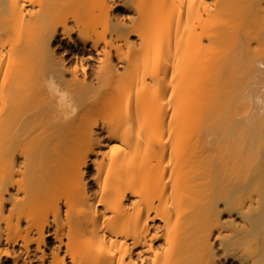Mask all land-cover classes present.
Listing matches in <instances>:
<instances>
[{"label":"bare ground","instance_id":"6f19581e","mask_svg":"<svg viewBox=\"0 0 264 264\" xmlns=\"http://www.w3.org/2000/svg\"><path fill=\"white\" fill-rule=\"evenodd\" d=\"M123 5L0 0V264H264V0Z\"/></svg>","mask_w":264,"mask_h":264},{"label":"rangeland","instance_id":"374dc122","mask_svg":"<svg viewBox=\"0 0 264 264\" xmlns=\"http://www.w3.org/2000/svg\"><path fill=\"white\" fill-rule=\"evenodd\" d=\"M126 1L127 0H121L122 7L119 8V11H118L119 15H125L128 12L127 9H125L123 7L124 6L123 4H125ZM4 40H6V39H4ZM52 245H53L52 240L50 237H48L47 238V251H48V249H50L52 247Z\"/></svg>","mask_w":264,"mask_h":264}]
</instances>
